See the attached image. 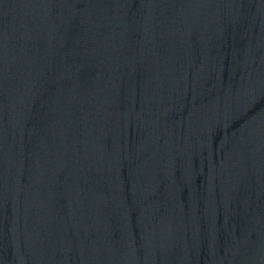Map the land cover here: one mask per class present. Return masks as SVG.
Returning a JSON list of instances; mask_svg holds the SVG:
<instances>
[{"label": "water", "instance_id": "obj_1", "mask_svg": "<svg viewBox=\"0 0 264 264\" xmlns=\"http://www.w3.org/2000/svg\"><path fill=\"white\" fill-rule=\"evenodd\" d=\"M0 264H264V0H0Z\"/></svg>", "mask_w": 264, "mask_h": 264}]
</instances>
